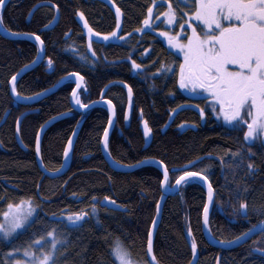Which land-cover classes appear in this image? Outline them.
<instances>
[{"label":"trees","instance_id":"obj_1","mask_svg":"<svg viewBox=\"0 0 264 264\" xmlns=\"http://www.w3.org/2000/svg\"><path fill=\"white\" fill-rule=\"evenodd\" d=\"M39 2L51 4L39 6L29 17ZM171 2L179 12L178 24L183 23L185 5L177 4L176 0ZM167 3L168 0L156 5H152V0H10L1 12L3 27L12 32H35L45 46L41 64L21 76L16 88L23 96H33L51 88L61 78L79 73L85 83V88L80 90L84 104L98 100L106 88L103 98L112 101L117 113L108 140L112 160L123 167L145 159L163 161L170 170L168 187L182 171H202L214 189L210 232L219 241L232 240L264 220V214L256 211L264 207V143L245 142L243 127L236 130L222 126L211 114L206 100H193L179 88L181 58L155 33L157 22L150 30L135 32L150 5L154 7L155 19L167 8ZM53 4L59 10V18L45 29L44 25L56 16ZM117 7L121 10L122 24V30L117 31L124 39L105 41L102 36L116 28ZM77 10L84 14L94 32L101 33L91 39V49ZM36 55L34 41L10 40L0 35V122L9 112L0 125V213L10 202L18 203L22 197H32L37 206L34 219L26 228L9 240L0 237V264H15L23 258V250L30 241L53 227L67 235V244L58 249L57 264H99L101 260L112 264L115 257L110 255V249L117 241L131 251L134 259L147 264L148 230L162 196L161 170L155 165H145L122 172L108 165L101 151L108 110L96 106L87 112L75 111L70 103L75 87L73 79L32 106L15 105L9 81ZM49 60L53 62L51 66ZM133 60L142 67L133 69ZM160 61L174 62L175 72L154 76ZM125 85L133 92L129 108ZM190 103L206 108L204 119L199 110L190 107L169 115L170 109ZM28 109L36 112L23 119L17 141V117ZM61 113L68 116L49 127L43 136L41 160L46 170L60 168L68 138L75 130L78 134L69 169L59 177L50 178L37 166L35 139L41 125ZM142 120H147L152 128V140L146 149L140 128ZM182 123L186 126L179 127ZM237 150L243 151L242 160L232 158L231 153ZM197 158L203 159L183 169L188 161ZM249 163L258 170L249 174ZM106 196L109 201L104 200ZM241 201L248 205L247 216L235 211ZM205 202V188L194 180L166 197L153 242L159 264L190 263L189 227L197 242L196 264H264V256L255 253L264 249V232L230 250L207 242L202 229ZM93 203L97 209L94 215L90 211ZM81 211L89 215L79 225L60 222L68 213ZM13 249L19 251L6 255Z\"/></svg>","mask_w":264,"mask_h":264},{"label":"snow or ice","instance_id":"obj_2","mask_svg":"<svg viewBox=\"0 0 264 264\" xmlns=\"http://www.w3.org/2000/svg\"><path fill=\"white\" fill-rule=\"evenodd\" d=\"M165 0H152V5L163 4ZM5 0H0V6H3ZM177 4H184L187 11L183 15H187L189 20L186 21L188 28L191 29V34L188 35L187 41H183L181 33L184 32V24H181V31L174 35L171 31L160 32L159 35L164 37L167 44L172 49H179L183 55V61L179 65V73L177 83L179 88L191 91L195 95L202 93L207 94L206 104L210 101L212 112L217 119L222 118L224 127L229 129H240L246 126L243 139L245 142L251 143L256 139H260L264 143V0H176ZM35 7V6H34ZM52 7H57L52 5ZM58 12V8H57ZM77 15L84 23V28L87 29L90 41L89 49H91V36L93 29L88 25L84 14L77 10ZM179 15L178 9L174 7L171 0H168L167 9L160 13L159 16H154V7L149 6L147 15L141 21V25L135 29V32H143L150 30L156 24V21L164 17L165 23L172 26ZM57 16H53L44 28L47 29ZM193 23L196 26H193ZM0 26H3V20L0 18ZM201 32H198L197 29ZM122 30L121 24V10L116 8V28L111 32L103 35L105 41L110 38L123 40L124 36H119L117 30ZM10 35H29L34 37L37 44V56L34 57L32 63L37 59L42 58L44 51V41L41 36L25 32H12L9 29ZM202 33V34H201ZM67 35V33H66ZM96 36L101 33L96 32ZM125 35H129L125 33ZM148 49H145L147 52ZM95 55V53H93ZM49 60V66L52 65ZM173 63H166L160 61L159 68L156 69L154 76L166 75L175 72ZM30 65H24V69L29 68ZM142 66L137 64L135 60L132 61L133 69H140ZM77 77V87L72 89V100L76 105L82 109H87L90 105L81 102L77 89L83 80L79 73H74ZM19 79V74H14L10 80L11 93L17 100H31L33 96H23L17 91L16 82ZM63 79V78H62ZM125 87H128L125 85ZM44 91H47L45 89ZM42 93H35L39 96ZM133 92L132 88L128 87V96L131 104ZM103 99V96L101 97ZM95 103V102H92ZM109 109V125L113 123L112 114L114 112V105L111 100L107 101ZM184 105H177L176 108L169 110V115H173L177 110L183 108ZM199 115L203 119L206 114V108H200ZM60 115H63L61 113ZM141 115L143 112L141 111ZM52 119H55L53 117ZM125 119H128V114L125 113ZM47 123V122H46ZM143 125V135L149 139L152 133V128L149 126L147 120L141 121ZM20 117H17V132H19ZM186 126L184 123L179 127ZM43 129V125H41ZM40 136L41 132H37V155L40 154ZM109 128L105 127L102 142L104 149H108ZM73 144V137L68 138V144L63 150L65 159L70 155V149ZM248 154L251 155V149H248ZM227 155V153H225ZM110 156V154H109ZM234 160H242L244 153L242 150H237L231 153ZM200 158H197L199 160ZM115 162V161H114ZM144 161H138L137 164ZM223 163V159L221 160ZM42 163V162H41ZM163 169V179L160 180L161 187L169 183V169L163 161L159 162ZM193 161H188V165H192ZM135 165H127V167H134ZM235 167H240L237 163ZM61 168L51 170L54 173L61 172ZM249 174L258 169L252 163L247 165ZM195 178H201L203 182L207 183L208 176L204 175L202 171H182L180 175L176 176L175 186L187 183ZM208 188V202L204 203L203 220L205 226L209 223V202L213 201L214 189L211 183H207ZM95 200V198H93ZM109 201V197L104 198ZM115 203V201H111ZM160 201H157V210L159 211ZM7 211L0 213L3 219L0 220V237L8 239L12 237L17 230L24 229L34 219L37 211V206L33 204L32 197H22L18 203L10 202L7 205ZM248 205L241 201L239 208L235 211L241 215L247 216ZM91 213L96 214V203H93L90 209ZM258 214H264V207L256 210ZM89 215L88 212L81 211L76 213H68L61 223L67 226H77L82 220ZM55 217V214H53ZM156 217H153V225L156 224ZM253 228H258L259 231L264 232V221H260L258 225H252L246 232L240 233L239 236L232 240L222 239L220 244H232L239 241L242 237L247 236ZM209 234H211L209 232ZM188 237L192 238L191 249L193 257L197 254V242L193 237L192 230L189 227ZM67 244V235L59 231L58 227L49 229L45 234L38 236L35 240L30 241L23 250V257L26 259H18L15 264H57L58 249ZM45 245H48L45 247ZM18 249H13L12 253L6 255H13ZM261 251H264L262 249ZM63 255V253H61ZM110 255L115 257L112 264H144L142 260H136L132 257L129 249L125 248L119 241H117L110 249ZM146 255L151 259L147 264H159L153 253V229L149 228L147 238ZM99 264H104L101 260ZM190 264H193L190 261Z\"/></svg>","mask_w":264,"mask_h":264},{"label":"water","instance_id":"obj_3","mask_svg":"<svg viewBox=\"0 0 264 264\" xmlns=\"http://www.w3.org/2000/svg\"><path fill=\"white\" fill-rule=\"evenodd\" d=\"M10 0H5V3L3 6H0V18H1V12L3 10V8L6 6V4L9 2ZM45 4H51L49 2H39L35 5V7H33L29 13V17L30 15L41 5H45ZM55 12H56V16H57V19L59 18V10L57 12V7H55ZM56 19V20H57ZM55 20V21H56ZM0 35L4 38H7V39H10V40H22V39H29V40H32L35 42V39L34 37L32 36H29V35H10L9 31H5V28L3 26H0ZM36 43V42H35ZM37 56V55H36ZM45 57V46H44V51L42 53V58H39L36 60L35 63H32L30 62L28 65H30L29 68L27 69H24V66L18 70V72L16 74H19V78L21 76H23L25 73L33 70L34 68H36L37 66H39L41 64V62L43 61ZM74 74V73H72ZM72 74H69L65 77H63V79L61 78L54 86H52L51 88L47 89V91H42L40 93H42L41 95L39 96H36V95H33V99L31 100H17V98L13 97L12 93H11V84L9 83V91H10V94L13 98V101H14V104L17 105V104H21L23 106H32L34 103L38 102V101H41L42 99H44L45 97H47L48 95L52 94L53 92L57 91L65 82H67L69 79H74V82H75V87H77V84H76V80H77V77L75 75H72ZM11 80V79H10ZM10 82V81H9ZM82 88H85V83L84 81L82 80L81 84H80V87L77 89V92L78 94L80 93V90ZM105 90L106 88L103 89L101 95H100V98L98 100H95L93 102L95 103H89L88 105H90L87 109H82L80 108L78 105H76L74 103V101L72 100V92L70 94V103H71V107L75 110V111H78V112H87L88 110L96 107V106H103L105 107L107 110H108V113H109V109H108V104H107V101L108 99L106 98H103L101 99V97L104 95L105 93ZM113 104V103H112ZM130 106V100L128 99V108ZM127 108V110H128ZM36 110L35 109H28L24 112H22L20 114V125H19V131H20V126H21V123L23 121V119L31 114V113H35ZM9 112L7 111L3 117V119L1 120L0 122V125H2L7 116H8ZM68 116V113H63V115H56L54 116L55 119H52L50 118L49 120H47L44 124H43V129H41V127L39 128L38 131L41 132V136H40V154L37 155V151H36V144H37V135H36V139H35V158H36V163H37V166L39 168V170L44 174L46 175L47 177H50V178H55V177H59L61 175H63L65 172H67V170L69 169L70 167V164H71V160H72V155H73V149H74V145H75V141H76V138H77V134H78V130H75L74 133L71 135L73 137V144H72V147L70 149V155L68 156L67 159H65L64 157V154H63V158H62V163L61 165H63V168L61 170V172L59 173H54L52 171H48L45 169L42 160H41V144H42V140H43V136L45 134V132L47 131V129L49 127H51L53 124H55L56 122L60 121L62 118ZM112 119H113V123L111 125H109V122L107 124V127L109 128V136L112 132V129L116 123V120H117V113H116V109L114 107V112L112 114ZM140 128L142 130V133H143V125L141 123L140 125ZM104 135V134H103ZM15 136H16V139L17 141H19V132H17V121H16V125H15ZM143 139H144V146L143 148L146 149L150 143H151V140H152V134L150 136L149 139H146L143 135ZM108 140H109V137H108ZM68 142L66 143V146H67ZM101 151H102V155L104 157V159L106 160V162L108 163V165L113 168L114 170L116 171H122V172H129V171H133V170H136L140 167H143L145 165H155L157 166L161 172H162V175H163V169L160 165V161L159 160H156V159H145V160H142L144 161L143 163H140V164H135L134 167H123V166H120L118 165L117 163H115L111 156H109V149L105 150L104 149V145H103V142L101 141ZM203 158H200L199 160H194L193 164L201 161ZM192 164V165H193ZM192 165H186L185 167H183V169H188L190 168ZM61 168V166H60ZM194 181H197L199 182L204 188H205V191H206V202H208V188H207V183H209V181H207V183L203 182L201 178H195L193 179ZM182 186L179 185V186H175V182L174 184L169 188L167 186V184L164 186V187H161V191H162V196L160 197L159 201H160V207H159V211L157 210V206H156V212H155V216L156 217V224L153 225V221H152V224L150 226V228L153 229V242H154V237H155V234H156V231L158 229V226H159V223H160V220H161V217H162V212H163V206H164V202L166 200V197L167 196H170V195H174L176 194L180 187ZM213 204H214V198H213V201L209 202V216H210V213H211V210L213 208ZM264 221V220H263ZM259 224V223H258ZM256 224V225H258ZM202 229H203V233H204V236H205V239L207 240V242L213 246V247H217V248H221V249H224V250H230V249H233V248H236L240 245H242L243 243L247 242L248 240H250L251 238H253L254 236H257L259 234H261L262 232L258 230V228H253L251 232L248 233L247 236H244L242 237L239 241H235L234 243L232 244H220L219 243V240H217L216 238H214L212 236V234H209L210 232V229H209V223L207 226H205L204 224V220H203V213H202ZM211 233V232H210ZM190 247H191V243H190ZM147 249V248H146ZM192 251V249H191ZM255 253L260 255V256H264V251H261V250H255ZM147 259L148 261L151 259L150 256H147ZM198 260V256L196 254L195 257H193V254H192V262L193 264H196ZM190 264V263H189Z\"/></svg>","mask_w":264,"mask_h":264},{"label":"rangeland","instance_id":"obj_4","mask_svg":"<svg viewBox=\"0 0 264 264\" xmlns=\"http://www.w3.org/2000/svg\"><path fill=\"white\" fill-rule=\"evenodd\" d=\"M167 9V8H166ZM166 9H164L162 12H164ZM162 12H160V13H162ZM160 13H158L157 14V16H159L160 15ZM78 17V19H79V21H80V23L82 24V26H83V28H84V23H83V21L82 20H80V18H79V16H77ZM183 17L185 18V21L183 22V24H184V32H182L181 33V39L183 40V41H187V38H188V35H190L191 34V29L190 28H188V25H187V23H186V21H188L189 20V17L187 16V15H183ZM158 24H157V27H156V29L154 30L155 31V33L158 35V37H160L163 41H164V43L167 45V47L170 49V50H172V51H174L175 53H177L179 56H180V58H181V62L183 61V55H182V53H180V51H179V49H172L168 44H167V41H166V39L164 38V37H162V36H160L159 35V33L160 32H164V31H171L172 32V34L174 35L176 32H180L181 31V24H178V22H177V20L174 22V24L172 25V26H168V25H166V23H165V20H164V17H161L159 20H157L156 21ZM193 26H196V24L195 23H193ZM84 31H85V33H86V35H87V37H88V41H90V37H89V34H88V31H87V29H85L84 28ZM197 31L198 32H201V30L198 28L197 29ZM95 33L96 32H94L93 31V34H92V36H91V39H93V38H95V37H99V36H96L95 35ZM202 34V33H201ZM103 37V36H102ZM180 62V63H181ZM180 65V64H179ZM178 72H179V66H178ZM190 93H191V95L193 96V97H195V98H198V97H200V98H207V94L206 93H202L201 92V94L200 95H195V94H193L191 91H190ZM79 97H80V95H79ZM195 105L196 104H184V107L183 108H185V107H191V106H194L195 107ZM209 108H210V111H211V114L217 119V117L215 116V114L212 112V109H211V106H210V101L206 104ZM200 108H203V107H201L200 106ZM182 109V108H181ZM205 118V117H204ZM203 118V119H204ZM220 122H222L223 123V120H222V118H220V119H218ZM244 128V131H246L247 130V128H246V126H244L243 127ZM256 140H260V139H256ZM8 209L6 208V210L5 211H7ZM34 217H35V215H34ZM3 219V217H2V215H1V217H0V220H2ZM33 220V219H32ZM22 229H19V230H17V232L18 231H21ZM16 234V233H15ZM14 234V235H15ZM13 235V236H14ZM12 236V237H13ZM11 238V237H10ZM10 238H8V240L10 239ZM22 256H23V254H22ZM22 259H26L25 257H23ZM118 263V262H117Z\"/></svg>","mask_w":264,"mask_h":264},{"label":"flooded vegetation","instance_id":"obj_5","mask_svg":"<svg viewBox=\"0 0 264 264\" xmlns=\"http://www.w3.org/2000/svg\"><path fill=\"white\" fill-rule=\"evenodd\" d=\"M179 73V72H178ZM183 91H184V93H186L191 99H193V100H206V98H200V97H198V98H195V97H193L192 95H191V93H190V91L189 90H186V89H183ZM191 104V103H190ZM194 104H197V103H194ZM198 105V104H197ZM190 108H195V109H197V110H199L198 108H196V107H194V106H191Z\"/></svg>","mask_w":264,"mask_h":264}]
</instances>
